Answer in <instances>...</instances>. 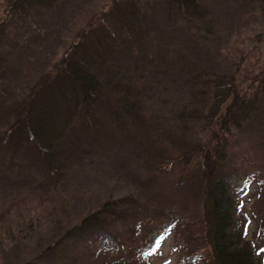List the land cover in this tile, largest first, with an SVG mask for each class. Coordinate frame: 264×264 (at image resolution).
<instances>
[{
    "label": "trees",
    "instance_id": "16d2710c",
    "mask_svg": "<svg viewBox=\"0 0 264 264\" xmlns=\"http://www.w3.org/2000/svg\"><path fill=\"white\" fill-rule=\"evenodd\" d=\"M56 1L3 2L0 80L5 54L16 49L10 35L20 19L29 10H48ZM247 1L264 8V0ZM108 2L107 11L88 20L22 93L7 94L0 82L2 159L22 155L31 166L58 176L75 146L85 148L72 145L77 139L100 134L99 127L135 126L142 120L151 98L145 73L179 61L172 45L161 47L159 38L175 33L190 41L203 37L192 29V21L204 15L199 0ZM234 2L242 5L243 0ZM203 44L194 40L185 47L199 51ZM187 67L190 76L184 83L192 89L198 76L191 71V60ZM247 79L237 80L234 72L207 78L203 106L176 115L183 118L180 126L186 133L191 127L193 133L203 131L192 145L167 159L165 154L145 156L136 191L90 201L75 219L62 217L69 210L57 208L59 217H50L44 234L38 222L31 224L34 242L26 231L8 246L0 245V264H143L139 256L155 251L170 231L185 264H264V76L255 89L254 83L245 85ZM189 93L195 97V88ZM254 177L260 195L252 205L259 215L255 240L245 238L232 194L234 186ZM95 240L108 245L114 263L92 259Z\"/></svg>",
    "mask_w": 264,
    "mask_h": 264
},
{
    "label": "rangeland",
    "instance_id": "374dc122",
    "mask_svg": "<svg viewBox=\"0 0 264 264\" xmlns=\"http://www.w3.org/2000/svg\"><path fill=\"white\" fill-rule=\"evenodd\" d=\"M4 1L0 0V18ZM199 1L205 7L204 15L192 21V29L199 36L203 35L194 39L204 43L203 49L187 50L185 45L190 46L194 40L179 33L172 38H159L161 47L172 45L176 51L174 58L178 57L179 61L145 73L151 98L138 124H119L111 129L99 127L102 132L86 137L88 143L77 139L72 145L85 148L75 146L72 156L67 155L68 160H65L67 169L58 176L38 164L31 166L22 155L10 160L0 156V245L3 248L26 231L34 242L36 232L30 225L36 226L38 222L44 234L51 227L50 217L54 213L59 217L57 208L69 210L70 214L62 217L68 215L75 219L85 213L86 203L90 201L103 200L107 195L121 197L138 190L141 186L138 168L145 156L156 158L165 154V159L175 156L203 134V131L191 132L190 123L188 135L180 126L183 118L178 120L176 115L185 116L191 109L203 106L207 99L201 90L205 89L207 78L234 72L237 80L249 76L245 85L254 83L253 89L260 84L258 79L264 76V8L259 7L258 2L247 0H243L242 5L234 0ZM108 4V0H59L48 10L27 11L10 35L16 49L4 56V81L0 82L4 83L6 93H22L30 81L60 57L88 20L107 11ZM190 60L191 71L198 76L196 85L190 86L196 90L195 97L184 83L190 76L187 67ZM253 74L256 79L250 81ZM257 185L258 179L254 177L244 186L232 189L237 201L234 215L240 223L243 221L245 238L254 240L259 229V215L252 207L260 199ZM63 198L67 202H62ZM175 243V233L170 231L155 251L141 254L138 259L143 264H185ZM93 244L90 247L94 253L92 259L114 263L108 245H102V240H95Z\"/></svg>",
    "mask_w": 264,
    "mask_h": 264
}]
</instances>
